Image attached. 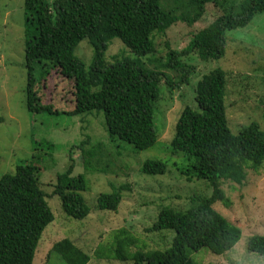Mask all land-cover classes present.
<instances>
[{"label": "trees", "instance_id": "16d2710c", "mask_svg": "<svg viewBox=\"0 0 264 264\" xmlns=\"http://www.w3.org/2000/svg\"><path fill=\"white\" fill-rule=\"evenodd\" d=\"M180 0L171 8H162L160 0H24V60L27 69L25 105L30 113L58 114L42 103L36 91L33 65L45 73L49 67L72 85L74 109L64 115L101 113L109 140H120L135 151L154 146L158 133L154 109L160 87L177 90L196 68L184 65L181 57L196 54L200 60H217L225 52V32L247 25L256 14L264 12V0ZM236 3V4H235ZM206 4H214L221 14L196 32L182 51L169 50L164 63L148 69L140 60L105 61V52L116 38L136 58L155 52L154 35H164L178 22L188 26L199 21ZM181 13L178 15L177 12ZM82 40L92 47L88 70L74 56ZM174 72L176 80L162 70ZM160 68L162 70H160ZM226 73L220 68L205 74L194 90L196 109L185 106L174 124L169 147L184 155L181 174L206 181L211 196L185 211L162 207L148 232L173 231L170 246L164 250L131 249L135 242L119 230L111 248L100 247L97 259L131 261L133 264H196L192 253L204 248L214 255H224L239 241L241 231L213 209L218 201H228L221 189L224 181L242 185L246 169L257 170L264 162V127L251 122L237 134L228 128L225 107ZM264 125V112L262 115ZM173 130V127H172ZM89 140L72 146L81 151L82 167L95 172L93 159L100 147H84ZM50 145L49 143H45ZM39 145V144H38ZM51 146V145H50ZM72 159L70 158V161ZM70 163L57 173L53 195L59 198L64 214L84 219L89 208L82 193L87 190L83 175L73 176ZM40 168L33 161H21L13 174L0 177V264H32L38 241L54 217L40 189ZM166 164L149 159L142 163L145 175H162ZM123 187L100 194L96 208L116 211ZM125 232V233H124ZM247 250L264 256V236L253 235ZM64 264H87L90 257L69 240L55 243L51 249Z\"/></svg>", "mask_w": 264, "mask_h": 264}, {"label": "rangeland", "instance_id": "374dc122", "mask_svg": "<svg viewBox=\"0 0 264 264\" xmlns=\"http://www.w3.org/2000/svg\"><path fill=\"white\" fill-rule=\"evenodd\" d=\"M47 1L51 3L53 0ZM231 1L238 3L240 0H223V7L231 6ZM23 2L0 0V177L13 174L21 161H33L40 168L39 187L46 194V202L54 219L42 232L32 264H64L59 255L51 251L55 243L64 239L90 257L87 264H133L131 261L94 257L100 247L114 246L116 232L122 229L134 239L132 251L168 248L173 231L147 230L156 220L160 209L170 207L185 211L212 193L206 181L188 179L181 174L180 167L185 165L184 155L173 153L169 147L174 124L182 109L185 106L197 108L194 90L200 79L216 68L226 73V118L232 134H237L242 126L251 122L264 127V12L256 14L244 27L225 32L222 58L202 61L196 54L180 58L182 64L196 70L177 90L165 85L160 87L153 119L158 133L157 141L147 150L135 151L120 140H109L101 113L64 115V112L70 113L74 109L72 85L49 67L47 74H44L36 64L33 65L36 91L42 103L58 114L27 111ZM176 2L180 0H160V5L168 9L177 5ZM180 13L177 12L178 15ZM219 14L221 11L214 4H206L199 21L190 26L178 22L167 30L165 36L155 34V52L150 56L136 58L120 40L114 38L105 52V61L140 60L148 69H157L159 63H164L169 50L182 51L192 36ZM73 54L88 70L93 50L87 40L79 42ZM162 71L172 80L177 79L174 72ZM87 139L89 142L85 150L92 146L100 147L93 159L95 172H88L82 167L79 149H71ZM149 159L164 162L165 173L156 176L143 174L141 165ZM70 163L74 165L72 175H83L87 184L82 197L89 213L82 220L67 217L59 198L53 195L57 173H61ZM120 187L123 189L116 211L96 208L100 194ZM221 189L228 204L217 201L213 209L240 229V239L224 255L217 256L202 248L191 254L192 260L196 264H264V256L247 250L249 237L264 236V162L257 170L246 169L242 185L224 181Z\"/></svg>", "mask_w": 264, "mask_h": 264}]
</instances>
